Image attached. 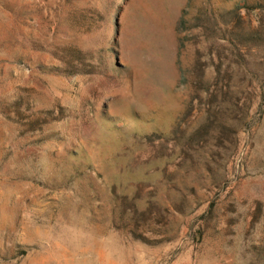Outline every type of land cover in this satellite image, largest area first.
Wrapping results in <instances>:
<instances>
[{"label": "rangeland", "instance_id": "obj_1", "mask_svg": "<svg viewBox=\"0 0 264 264\" xmlns=\"http://www.w3.org/2000/svg\"><path fill=\"white\" fill-rule=\"evenodd\" d=\"M56 4L0 0V264H264V0H119L84 37Z\"/></svg>", "mask_w": 264, "mask_h": 264}, {"label": "trees", "instance_id": "obj_2", "mask_svg": "<svg viewBox=\"0 0 264 264\" xmlns=\"http://www.w3.org/2000/svg\"><path fill=\"white\" fill-rule=\"evenodd\" d=\"M121 1L125 5L126 0ZM118 3L119 0H57L56 6L60 9L62 22L68 25L75 37H84L94 28H103L109 25L115 11L116 13L121 12ZM202 13V9L197 10L193 18L197 19ZM200 30L204 31L202 28ZM55 52L62 63L59 71L65 75L91 73L89 70L93 67L89 62L91 52L82 48L77 42L61 44L55 49ZM141 240L143 239L141 238Z\"/></svg>", "mask_w": 264, "mask_h": 264}]
</instances>
